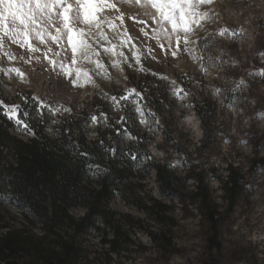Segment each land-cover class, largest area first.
<instances>
[{
	"label": "rangeland",
	"instance_id": "374dc122",
	"mask_svg": "<svg viewBox=\"0 0 264 264\" xmlns=\"http://www.w3.org/2000/svg\"><path fill=\"white\" fill-rule=\"evenodd\" d=\"M100 4L97 19L102 27L99 32L92 28L89 41L94 54L85 59L77 52L75 64L66 39L57 44L46 33L43 43L34 36H29L28 43L19 38L13 42L0 31V96L18 105L33 97L35 116L49 120L47 135H52L58 116L80 112L91 98L101 96L111 106L112 96L128 95L135 89L144 98L132 94L127 104L145 136L148 153L157 162L174 165L179 186L173 201L159 193L152 172L140 181L135 170L133 179L138 200H153L168 209L161 221L169 233L157 235L162 225L113 197L108 210L132 225L128 228L126 224L121 231L122 250L115 255L102 243L103 238L112 240L111 232L106 236L88 232L77 239V264H264V243H256L264 237L260 230L264 224V167L259 168L264 164V0H212L197 7L194 11L204 13L214 6L219 12L217 25L206 22L203 29L189 27L188 34L196 44L191 52L177 51L175 57L164 33L169 32L172 39L176 33L162 20L161 9L145 0H97ZM55 29L54 24L49 31L55 34ZM101 33L103 39L98 38ZM61 63L71 70V76L61 70ZM77 71L81 76L74 85ZM173 82L177 91H184L174 94ZM149 91L162 100L159 113L144 105ZM40 104L53 110L62 105L70 111L49 112L39 108ZM195 106L202 107L200 116ZM106 117L120 119L117 106H111ZM106 117L87 125L89 141L95 138V127H105ZM11 122L10 134L28 140ZM130 141L126 135L121 144ZM229 167L244 179L236 197L224 191L221 183ZM198 180L203 181L201 193L206 189L216 206L214 226L200 213L195 190ZM1 207L9 212L1 214L9 225L42 234L36 225L22 221L7 202ZM82 213L72 211V216L80 218ZM138 222L154 238L135 228ZM16 261L28 264L22 255Z\"/></svg>",
	"mask_w": 264,
	"mask_h": 264
},
{
	"label": "trees",
	"instance_id": "16d2710c",
	"mask_svg": "<svg viewBox=\"0 0 264 264\" xmlns=\"http://www.w3.org/2000/svg\"><path fill=\"white\" fill-rule=\"evenodd\" d=\"M0 100L7 105H16L1 96ZM161 103L160 97L149 91L144 105L151 112L159 113ZM20 106L28 113L24 119L35 125L36 134L27 135L29 139L26 141L10 134L12 122L0 109V264L17 260L20 255L28 264H46L50 260L58 264H77V239L88 232L97 236L111 232L112 240L103 238L102 243L110 246L111 253L118 255L125 244L121 241V231L128 222L108 210L113 197L134 206L150 220L164 226L161 219L168 209L153 200H138L134 193V171L140 174V181L152 172L159 193L169 201L176 199L179 181L170 166L172 163L157 162L148 153L145 136L137 129L133 108L129 104H118L121 118L113 120L106 117L111 106L101 96H95L80 112L58 116L50 136L45 133L49 120L45 116H35L37 104L32 98L26 97ZM56 107L64 109L60 105ZM201 109L195 106L199 116ZM93 115L98 119L104 116L107 122L104 128L95 127V138L89 141L87 125L93 123L90 120ZM126 135L132 141L123 145L121 141ZM67 136L88 155H78ZM97 164L101 167L100 174L89 168V165ZM263 167L261 163L259 168ZM226 173L225 181H221L223 190L236 197L244 183L243 175L232 167L227 168ZM202 187L203 181L198 180L195 190L202 207L200 213L209 225L214 226L217 209L207 190L201 193ZM4 202L19 212L22 221L36 225L42 234L36 236L27 233L24 227L15 228L6 223V216H1L9 213L1 207ZM76 210H82V217L72 216V211ZM135 228L151 238L155 236L142 222H138ZM166 233L169 232L163 227L156 234L163 237Z\"/></svg>",
	"mask_w": 264,
	"mask_h": 264
},
{
	"label": "snow or ice",
	"instance_id": "6c2138e0",
	"mask_svg": "<svg viewBox=\"0 0 264 264\" xmlns=\"http://www.w3.org/2000/svg\"><path fill=\"white\" fill-rule=\"evenodd\" d=\"M211 2L212 0H149V3L161 9L162 20L170 23L172 25L171 31L176 33L174 39L170 38L169 32L165 31L164 33V38L168 39V47L173 57L177 55V51L186 50L191 52L193 50L196 41L188 34V29L191 26L202 27L201 16L205 19L208 18L207 13H198L194 9ZM98 7H103V4L98 6L97 0H71V2L70 0H0V31L13 42H16L19 38L24 43H28L29 36H34L43 43L46 33L57 44L66 39L72 50V64H75L77 52L85 59H89L90 54H94L89 41L91 40L90 33L92 28L95 27L97 32H99L102 27L100 20L97 19ZM69 13H71V16H69ZM54 24L56 25L55 34L49 31ZM79 25L83 26L78 27ZM180 29L183 31H179ZM223 34L227 35L228 30H225ZM231 34L233 36L236 35L234 32ZM98 38L103 39V34L101 33ZM29 47L32 46L29 45ZM161 47L164 46L161 45ZM32 50L36 51L35 48H32ZM105 51H108V49H105ZM261 55L264 56V53ZM49 62L53 64L54 68L57 66L55 62ZM59 67L66 75H72L71 70L65 68L64 64H59ZM10 71L19 73L18 69H11ZM80 76L81 72L77 71L75 73L76 78L72 81L74 85L77 84ZM172 90L174 94L184 91L183 89L177 91L175 82L172 84ZM132 94L140 97V99L144 98L141 92H136L135 89H132L129 90L128 95L112 96L110 98L111 106L116 107L121 101L127 104L129 96ZM39 108H47L49 112H59L61 110L59 108L53 110L47 104H40ZM0 109L3 110L2 114L9 121L14 122L18 131L30 136L36 134L34 131L35 125L28 123L24 119L25 116H28V113L22 111L20 105H7L0 100ZM63 110L70 111V109L66 108ZM136 111H140V108L137 107ZM90 120L95 123L98 121V117L93 115ZM66 138L72 143L78 155H88L86 151H81L77 142L71 141L70 136ZM108 151L112 152L113 150L108 149ZM170 166L174 167V165ZM89 168L95 174L101 173L99 164L95 166L89 165Z\"/></svg>",
	"mask_w": 264,
	"mask_h": 264
},
{
	"label": "bare ground",
	"instance_id": "6f19581e",
	"mask_svg": "<svg viewBox=\"0 0 264 264\" xmlns=\"http://www.w3.org/2000/svg\"><path fill=\"white\" fill-rule=\"evenodd\" d=\"M147 3V2H146ZM151 5V4H150ZM147 6V5H146ZM149 7V6H148ZM151 8V7H150ZM157 10V9H156ZM158 11H159V9H158ZM257 115V114H256ZM259 218V217H258ZM260 230L263 232L264 231V224L262 225V227L260 228ZM238 231H241V226L240 227H238ZM239 237L240 238H242L243 237V235L242 234H240L239 235ZM238 241H240L238 238H236ZM256 243H257V245H262L263 243H264V237H261V238H258L257 240H256Z\"/></svg>",
	"mask_w": 264,
	"mask_h": 264
},
{
	"label": "water",
	"instance_id": "95a60500",
	"mask_svg": "<svg viewBox=\"0 0 264 264\" xmlns=\"http://www.w3.org/2000/svg\"><path fill=\"white\" fill-rule=\"evenodd\" d=\"M4 264H20V263L18 261H16V260H8ZM46 264H58V263L56 261H54V260H50Z\"/></svg>",
	"mask_w": 264,
	"mask_h": 264
}]
</instances>
